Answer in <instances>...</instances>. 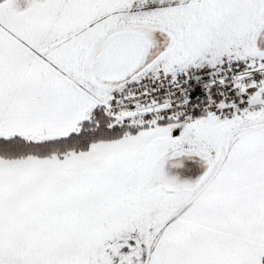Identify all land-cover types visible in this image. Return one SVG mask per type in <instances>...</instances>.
Listing matches in <instances>:
<instances>
[{"label": "snow or ice", "instance_id": "obj_1", "mask_svg": "<svg viewBox=\"0 0 264 264\" xmlns=\"http://www.w3.org/2000/svg\"><path fill=\"white\" fill-rule=\"evenodd\" d=\"M0 264H264V0H0Z\"/></svg>", "mask_w": 264, "mask_h": 264}]
</instances>
